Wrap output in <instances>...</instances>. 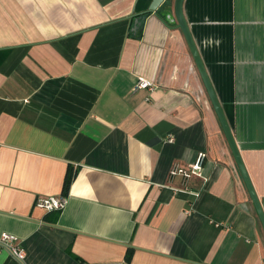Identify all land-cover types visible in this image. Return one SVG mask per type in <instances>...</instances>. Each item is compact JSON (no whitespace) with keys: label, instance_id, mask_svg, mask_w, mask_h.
<instances>
[{"label":"crops","instance_id":"obj_1","mask_svg":"<svg viewBox=\"0 0 264 264\" xmlns=\"http://www.w3.org/2000/svg\"><path fill=\"white\" fill-rule=\"evenodd\" d=\"M153 1L0 0V235L25 252L0 264H264L174 0ZM182 9L264 212V0ZM198 152L201 176H169ZM61 195V211L34 205Z\"/></svg>","mask_w":264,"mask_h":264},{"label":"water","instance_id":"obj_2","mask_svg":"<svg viewBox=\"0 0 264 264\" xmlns=\"http://www.w3.org/2000/svg\"><path fill=\"white\" fill-rule=\"evenodd\" d=\"M163 1H165V0H154L151 7H150V10L152 12H154ZM182 3H183V0H174V17H175V20L177 22L178 27L182 31V33L185 37V40L188 44L189 50L192 54V57L194 59L195 65H196L198 72L200 74V77L202 79L205 90H206L208 97L211 101V104L215 110V113L217 115V118L219 120L221 128H222V130L225 134V137L228 141L229 147L232 151V154H233V157H234L236 164L238 166L239 172L242 176V179L245 183V186L247 188V191L249 193L251 201H252L254 208L256 210L257 216H258V218L261 222V225L263 227V230H264V212L261 208V205H260V202L257 198V195H256V193H255V191L251 185V182L249 180V176L247 175V172H246L245 167L243 165L241 156L239 154V151H238L237 146L235 144V141L233 139L230 127L227 123V120H226L224 114H223L222 108L219 104L217 96L213 90L212 84H211L209 77H208V75L205 71V68L203 66L201 57H200L198 49H197V46H196V44L193 41V38L191 36L188 24L185 20L184 14H183Z\"/></svg>","mask_w":264,"mask_h":264},{"label":"built area","instance_id":"obj_3","mask_svg":"<svg viewBox=\"0 0 264 264\" xmlns=\"http://www.w3.org/2000/svg\"><path fill=\"white\" fill-rule=\"evenodd\" d=\"M153 88V83L148 79L139 77L135 89H149ZM172 141V139H169ZM206 159V154L198 152L195 159L189 169H182L178 166H173L169 172V176L181 175L185 182L191 175L201 176L203 164ZM66 196H41L37 197L34 201V205L40 209H44L47 212L61 211L66 205ZM5 247L8 252L17 260L22 261L25 257L24 250L19 246L17 238L14 235L8 233H2L0 235V248Z\"/></svg>","mask_w":264,"mask_h":264},{"label":"trees","instance_id":"obj_4","mask_svg":"<svg viewBox=\"0 0 264 264\" xmlns=\"http://www.w3.org/2000/svg\"><path fill=\"white\" fill-rule=\"evenodd\" d=\"M73 177H74V172L72 171L71 168H69L67 173H66V176H65V179H64V183H63V195L67 194L69 186H70V184L72 182ZM130 259H131V249H128L127 253H126V257H125V262L129 263Z\"/></svg>","mask_w":264,"mask_h":264}]
</instances>
